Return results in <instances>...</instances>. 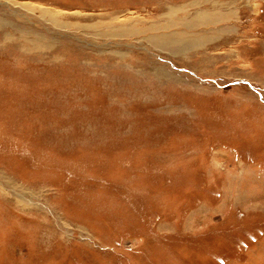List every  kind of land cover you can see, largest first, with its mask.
Returning <instances> with one entry per match:
<instances>
[{
	"label": "rangeland",
	"instance_id": "374dc122",
	"mask_svg": "<svg viewBox=\"0 0 264 264\" xmlns=\"http://www.w3.org/2000/svg\"><path fill=\"white\" fill-rule=\"evenodd\" d=\"M0 264H264V0H0Z\"/></svg>",
	"mask_w": 264,
	"mask_h": 264
}]
</instances>
